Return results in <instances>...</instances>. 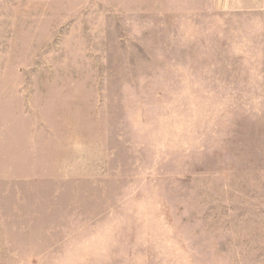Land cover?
<instances>
[{
    "label": "rangeland",
    "instance_id": "obj_1",
    "mask_svg": "<svg viewBox=\"0 0 264 264\" xmlns=\"http://www.w3.org/2000/svg\"><path fill=\"white\" fill-rule=\"evenodd\" d=\"M212 1L0 0V264H264V92Z\"/></svg>",
    "mask_w": 264,
    "mask_h": 264
},
{
    "label": "crops",
    "instance_id": "obj_2",
    "mask_svg": "<svg viewBox=\"0 0 264 264\" xmlns=\"http://www.w3.org/2000/svg\"><path fill=\"white\" fill-rule=\"evenodd\" d=\"M210 12L222 24L220 46L228 48L231 55L220 57L230 63L224 65L228 78L244 80L242 84L229 80V85H249L259 88L251 92H264V0H216Z\"/></svg>",
    "mask_w": 264,
    "mask_h": 264
}]
</instances>
